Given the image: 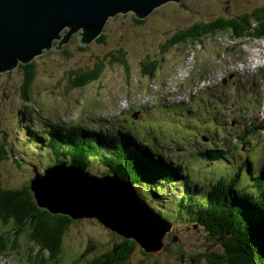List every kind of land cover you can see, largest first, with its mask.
<instances>
[{
  "label": "rangeland",
  "instance_id": "obj_1",
  "mask_svg": "<svg viewBox=\"0 0 264 264\" xmlns=\"http://www.w3.org/2000/svg\"><path fill=\"white\" fill-rule=\"evenodd\" d=\"M261 5H264V0L169 1L156 7L142 22L134 21L132 12L119 13L108 19L102 31V41H93L80 49L77 36L74 35L64 46L63 51L52 48L34 57L32 62L35 71L27 94L28 101L23 99L24 93L20 89L24 69L16 67L12 71L1 73L0 145L3 146L5 154L0 161V184L11 189L26 186L33 176L30 164H35L38 170L42 171L53 159L47 147L42 145L38 147L34 143L31 146L26 145L28 131L30 129L41 131L44 123L39 116L20 121L18 110L23 107L31 113H34V107L43 116H47V119L50 117L58 123H80L99 127L107 132L117 129L129 130L131 133H136L135 137L140 143L145 141L151 143L155 139L163 146L165 156L180 163L181 172L188 175L193 183L194 180H198L202 186H208L209 182L216 181L222 174H229L228 176L234 174L248 157L253 159L257 168L264 166V131L261 130L264 128V77L259 70L261 67L252 70L253 63L264 61V40L234 41L231 40L229 32H224L215 38L204 37L202 49L197 53L187 46L191 43L173 45L167 50L165 48L169 45L172 34L195 22L212 20L217 16L241 14ZM225 46L228 48L224 49ZM119 51L125 53L120 60L107 58V54L120 55ZM93 64L103 66L100 76L81 87L71 88L69 81L73 76L70 70L82 71L89 69ZM148 64H154L153 75L148 76L145 73ZM189 70H192L189 82L201 79L205 84H214L221 78H217L219 74L229 73H244L246 81L250 82L248 87L253 96L232 107V111L235 115L241 114L242 107L247 106L245 112H249L248 118L255 127L249 136L251 143L234 148L227 162L207 163L195 154L197 148L210 140L207 137L208 131L204 132L202 124L195 122V119L203 120V115L197 113L198 107L196 109L193 107L197 106L198 101L208 105L202 101L204 100L202 92L195 91L190 101L170 103L160 98L151 106H138L150 105L154 97L161 96L166 87L180 82V76H184ZM197 92L199 93L196 95ZM189 110H192L193 114L189 113ZM135 111L138 113L133 117ZM189 116L200 127V133L197 132L195 135L193 144L188 146L187 142L181 140L179 144L170 142L173 134L175 139L184 135V133H175L174 130L176 125L187 123ZM238 121L241 122L242 119L238 118ZM194 126L196 129V125ZM238 126L241 127V124ZM89 163L88 169L94 174L104 170L97 159ZM253 163L250 164L249 169H253ZM245 169L247 168L241 171L237 188H243L246 193L257 195L258 189L252 185V180H248ZM255 172L257 171L251 170V174ZM74 184L79 185L73 183L70 185L71 188L76 186ZM106 184H109L108 180L103 181V192ZM175 188L176 190L173 191L169 189L165 191L161 195L164 198L160 196L157 202L145 192L146 199L143 197L145 201L150 203L155 211L166 216L172 224L168 232L162 235L158 249L144 250L133 240L136 244L129 256L130 264L139 262L180 264L181 260L191 264H205L203 258H199L197 262V259L192 260L186 254L193 253L197 249L200 252L216 251L220 246L218 241L212 242V238L205 237L208 234L204 228L194 224L195 222L188 216L180 215L174 203L178 200L179 193L177 187ZM120 192L117 196L124 199L126 194ZM183 192L192 195L197 191L190 189ZM103 195L105 194L96 191L90 199L99 204L102 200L105 207L108 201L110 204L107 207L116 213L117 210L113 206L114 197L109 194H107L109 197ZM75 198V200L80 199L76 195ZM95 205L94 208L97 209L99 205ZM137 206L117 205V214L127 211L128 218L125 220H120L117 214L113 216L117 221L122 222L121 225L125 230L140 227L141 225L136 226V221L138 224L144 222L147 225V213L139 205ZM132 220L134 222L131 223ZM10 227H13L11 221L7 224L0 221V232ZM28 231L29 229L26 228L16 241L19 254L13 251L0 254V264H28L27 259L21 256L29 246H32L26 239ZM120 241L119 235L106 228L95 217L73 220L62 238L60 254L62 260L59 264H86L87 259L92 260L109 251L113 243ZM155 241V244L159 243L158 239ZM92 243L93 248L84 258L79 259L80 254Z\"/></svg>",
  "mask_w": 264,
  "mask_h": 264
},
{
  "label": "trees",
  "instance_id": "obj_2",
  "mask_svg": "<svg viewBox=\"0 0 264 264\" xmlns=\"http://www.w3.org/2000/svg\"><path fill=\"white\" fill-rule=\"evenodd\" d=\"M133 19L137 22L143 21ZM224 32H229L231 40L234 41L241 39L264 40V5L256 6L241 14L217 16L212 20L195 22L172 34L169 45H166L165 48L167 50L173 45L191 43L187 46L197 53L202 49L204 37L215 38ZM102 38L103 36L100 35L94 41H102ZM85 47L80 46V49ZM227 48L224 47V49ZM118 53L120 55L107 54V58L112 57L120 60L125 53L121 51ZM148 65L145 73L148 76L153 75L155 73L154 64ZM18 67L24 69L20 89L24 93L23 99L28 101L27 94L35 71L34 63L30 61L27 64L18 65ZM102 68L103 66L100 64H93L89 69L82 71L70 70L73 77L69 81V86L71 88L81 87L87 82L97 79ZM259 70L262 71L261 75L264 77V67ZM245 77L244 73H229L223 78L226 84H223L222 80L203 87L204 89L201 91L204 99L202 101L208 105L198 101L197 107H201V111L197 113L203 115V120L195 119V122L202 124L204 132L208 131L207 137L210 140L197 148L195 154L204 162H227L234 148L251 143L249 136L255 127L248 118L249 112H245L247 106L242 107L241 114L235 115L232 111V107L253 96L248 87L250 82L248 83ZM24 105L26 107V104ZM33 110L34 113H31L23 107L18 110V115L20 121L39 116L44 123L41 131L36 129L28 131L25 143L30 146L34 143L38 147L42 145L50 150L53 159L50 164L47 163L46 167L59 163L65 166H80L88 171L89 162L97 159L104 169L102 172H98V176L104 175V173L117 175L131 182L139 197L146 199L145 192H147L156 202L165 191L168 189L173 191L177 187L178 200L174 203L177 206V211L181 213L180 215L188 216L195 222L194 224L204 228L208 234L205 237L209 236L212 238V242L220 243L216 251L200 252L197 249L193 253H187L188 258L197 259V262L199 258H203L205 264H264V166L257 168L253 159L248 157L234 174L230 176L222 174L216 181L209 182L208 186H202L198 180H194L195 183H193L188 175L182 173V165L168 159L163 146L159 145L155 139L151 143L147 141L140 143L135 137L136 133H131L129 130L117 129L107 132L102 131L99 127L85 126L80 123H58L50 117L47 119V116H43L34 107ZM188 112L193 114L192 110ZM136 114L137 111L134 112V115ZM238 118H241L242 121L239 122ZM239 124L241 127L238 126ZM194 125H196V129ZM199 128L189 116L187 123L176 125L174 130L175 133H184V135L175 139L173 134V138L169 141L179 144V140H181L190 146L193 144L197 132L200 133ZM261 130L264 131V128ZM202 137L204 136L202 135ZM4 154L3 146L0 145V161L4 158ZM251 163H253V169H249ZM30 166L32 170L36 165L31 163ZM46 167L42 169L41 173ZM243 168H247L245 170L253 182L252 185L258 189L257 195L246 193L243 189L237 188ZM251 170L257 172L251 174ZM89 172L92 173L90 170ZM190 189L197 192L192 195L183 192ZM33 195L30 189V180L28 185L17 189L5 188L0 184V221L3 224H7L8 221L13 223V227L0 232V254L12 251L18 253L16 241L21 233L28 228L26 239L32 246H29L24 254H20L27 259L26 263L59 264L62 260L60 258L61 243L66 229L73 220L86 218L73 219L67 214L40 208ZM156 212L162 216L161 212ZM162 217L171 223L166 216ZM193 227L196 229L195 226ZM119 236L120 242L113 243V247L109 251L92 260L87 259L86 264H130L129 256L136 243L132 239ZM89 246L80 254L79 259L84 258L86 253L93 248V243ZM137 264L146 263L139 262ZM180 264L191 263L181 260Z\"/></svg>",
  "mask_w": 264,
  "mask_h": 264
},
{
  "label": "water",
  "instance_id": "obj_3",
  "mask_svg": "<svg viewBox=\"0 0 264 264\" xmlns=\"http://www.w3.org/2000/svg\"><path fill=\"white\" fill-rule=\"evenodd\" d=\"M169 1L181 0H0V74L27 64L52 48L63 49L74 34L80 46L89 45L102 34L108 19L119 13L132 12L134 18L143 20L156 7ZM32 171L34 177L30 179V189L40 208L67 214L73 219L95 217L106 228L134 240L144 250L152 251L159 247L162 235L168 232L171 225L137 195L131 182L117 175L98 176L80 166L59 163L49 165L43 173L36 166H33ZM66 179L69 183H79L114 197L112 205L117 212L113 213V209L107 207L110 204L108 201L105 207L102 200L99 204L84 198L82 188L77 191L75 188H66V184L61 183ZM105 180L109 184L104 186L106 189L103 192ZM120 191L126 194L125 198L122 197L124 199L117 196ZM75 195L80 199L75 200ZM95 204L99 205L97 209L94 208ZM122 204L133 207L139 205L147 213V225L136 221V226L140 227L125 230L122 222L113 217L118 213L117 205ZM126 212L124 210L117 214L120 220L128 218ZM157 239L159 243L155 244Z\"/></svg>",
  "mask_w": 264,
  "mask_h": 264
},
{
  "label": "bare ground",
  "instance_id": "obj_4",
  "mask_svg": "<svg viewBox=\"0 0 264 264\" xmlns=\"http://www.w3.org/2000/svg\"><path fill=\"white\" fill-rule=\"evenodd\" d=\"M102 35V34H101ZM101 135V134H100ZM38 169V168H37ZM87 171V170H86ZM89 171V170H88ZM41 172V171H40ZM105 174V173H104ZM97 175V174H96ZM61 183H63V184H66V188H70L71 186V184H72V182H70L69 183V181H62ZM52 185H53V183H52ZM51 185V186H52ZM74 185H76V186H72V187H74L75 189H76V191L78 190V189H80V188H82L83 190H82V192H84V194H82L83 196H84V198H91L93 195H94V193L96 192V191H98V189H91V188H88L87 186H84V185H77V184H74ZM120 185H121V183H120ZM123 185V184H122ZM59 190V189H58ZM88 190H89V192H88ZM58 193V191H56L55 192V194H57ZM77 194V193H76ZM67 198V197H66ZM131 199V198H130ZM88 200V199H87ZM66 202V201H65ZM143 224V223H142ZM110 230V229H109ZM143 247V246H142Z\"/></svg>",
  "mask_w": 264,
  "mask_h": 264
},
{
  "label": "clouds",
  "instance_id": "obj_5",
  "mask_svg": "<svg viewBox=\"0 0 264 264\" xmlns=\"http://www.w3.org/2000/svg\"><path fill=\"white\" fill-rule=\"evenodd\" d=\"M259 67H264V61H261V62H259V63H253L252 70L255 71V70H257Z\"/></svg>",
  "mask_w": 264,
  "mask_h": 264
}]
</instances>
